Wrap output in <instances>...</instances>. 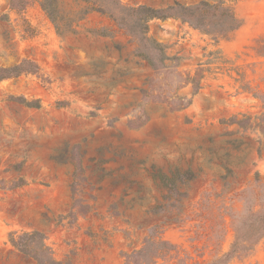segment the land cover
<instances>
[{"label":"rangeland","instance_id":"rangeland-1","mask_svg":"<svg viewBox=\"0 0 264 264\" xmlns=\"http://www.w3.org/2000/svg\"><path fill=\"white\" fill-rule=\"evenodd\" d=\"M208 1L241 26L216 41L151 20L173 58L157 72L95 0H66L57 23L40 0H0V66H39L0 81V264H40L11 241L33 231L60 264H264V235L240 250L264 212V0Z\"/></svg>","mask_w":264,"mask_h":264},{"label":"trees","instance_id":"trees-1","mask_svg":"<svg viewBox=\"0 0 264 264\" xmlns=\"http://www.w3.org/2000/svg\"><path fill=\"white\" fill-rule=\"evenodd\" d=\"M35 0H10L13 9H24ZM66 0H40L42 8L47 12L51 19L57 23L62 17V5ZM76 1H91V0H76ZM95 10L102 13H107L115 21L118 22L120 27L126 29L134 41L137 43V55L146 60L157 72L168 70L170 66L166 65L167 60H172V57L167 56L166 47L158 42L149 33V22L155 18L167 19L174 17L189 23L195 29L201 30L203 33L212 36L216 41L220 38L226 37L232 31L241 26V19L235 13L233 7L227 5L225 2L211 3L208 0H202L196 4H183L175 2L167 7H153L149 5H126L120 0H95ZM90 13V10L83 11V16L80 18L85 19ZM67 33H76L74 29H70ZM39 66L36 62L30 59H24L20 63L12 66H0V81L20 76L23 73H37ZM189 83L194 84V94L201 89L200 79L196 76L191 77L188 75L183 79V87ZM264 101V92L258 93ZM27 106L40 107V100H28L25 97H14ZM180 102L172 108L175 110L188 107L192 100H186L185 97H178ZM260 127L264 132V113L260 117ZM162 178L164 175L160 174ZM23 180L15 182L13 187L23 185ZM254 221L250 224V230L247 231L244 237V243L241 244L240 250H247L249 246L255 242L259 236L264 235V212L260 214H252ZM241 238V237H240ZM44 234L39 231L27 232L15 238L11 234V241L13 245L19 250L32 254L40 264H60L51 257L50 248L44 243ZM239 242H236L232 252H236ZM49 254V255H48ZM50 256V257H49Z\"/></svg>","mask_w":264,"mask_h":264}]
</instances>
